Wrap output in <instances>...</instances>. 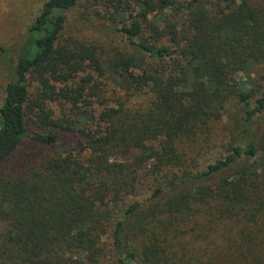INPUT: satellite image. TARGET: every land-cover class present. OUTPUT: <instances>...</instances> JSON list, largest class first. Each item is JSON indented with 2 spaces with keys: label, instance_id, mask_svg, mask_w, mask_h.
I'll return each instance as SVG.
<instances>
[{
  "label": "trees",
  "instance_id": "1",
  "mask_svg": "<svg viewBox=\"0 0 264 264\" xmlns=\"http://www.w3.org/2000/svg\"><path fill=\"white\" fill-rule=\"evenodd\" d=\"M93 2L125 46L66 38L79 0H45L16 56L0 44V264H264V0ZM49 101L67 117L39 118L83 144L32 134L56 149L6 173L26 114ZM227 117L226 153L194 172V139ZM196 214L206 232L174 243L172 223Z\"/></svg>",
  "mask_w": 264,
  "mask_h": 264
},
{
  "label": "rangeland",
  "instance_id": "2",
  "mask_svg": "<svg viewBox=\"0 0 264 264\" xmlns=\"http://www.w3.org/2000/svg\"><path fill=\"white\" fill-rule=\"evenodd\" d=\"M44 1L45 0H0V44L7 47L13 56H16L18 45H20L24 39L26 26L30 24L38 14ZM93 1L94 0H79L77 7L68 13L69 26L65 31L66 38L72 37L86 46H89L91 43L104 44L106 47H110L112 44H116L120 47L125 46L124 43L121 42V37L118 36L117 33L115 34L107 30V27L105 26H108V23L95 15L94 8H98V5ZM88 73H90V71H88ZM82 75L83 74H80V76ZM85 75L86 74H84L83 77ZM5 77V66L0 64V105L3 99V84ZM29 85L31 93L30 99H36L38 84L33 79H30ZM94 85H99L97 80L89 82L87 87L92 90ZM106 95L108 96V94ZM45 103L46 102L39 104V107L32 106L30 111L26 114L25 127L28 136L21 141L13 158L7 162L5 169L6 173H12L14 169L22 168L23 165L25 166L26 164L37 165L43 162L46 157L50 156L53 149H56L33 140L31 138L32 134H46L50 131L59 133L58 143L60 149L63 147L79 148L81 144H83L80 135L57 129L55 126H50L47 123H44L39 118L40 109L50 111L52 119L67 117L65 116L67 108L63 102L49 101L46 104ZM68 114L69 111L67 112V115ZM68 117L73 119L75 116L69 115ZM236 117L239 118L240 114H237ZM234 122L235 119H230L228 117L219 122H214L210 125V129L206 131V134L194 139L196 145H200L201 149L198 152L189 155V158L193 160L190 163V169L194 172L202 171L209 163L224 156L226 151L223 144L229 139L227 136L229 133L227 128L229 127V129H233L235 126ZM235 169L236 167L233 165L231 168L213 175L210 179H205V181L208 183H214L219 176L228 175ZM172 172L173 171L170 170L164 178L168 179L172 175ZM175 172L179 171L175 170ZM151 190L152 189H150V191ZM165 199L166 198H162L161 201L163 202ZM128 202L131 201L128 200L127 203ZM198 205V203H192L190 206L193 210H196ZM200 208L204 209L206 207L200 204ZM192 217L193 219L190 218L191 220L182 222L183 225L176 221L172 223V231L175 234V239H173L174 243H177V240L184 242L186 240V235L179 236L178 234L184 229L191 228V226L195 229V231H193L194 233L206 232V228H208V226H206V217H204L203 214H196ZM4 232V222L0 218V253L4 250ZM105 241L109 242L107 239ZM201 246L204 245L202 244ZM101 264H109V261L104 258Z\"/></svg>",
  "mask_w": 264,
  "mask_h": 264
}]
</instances>
